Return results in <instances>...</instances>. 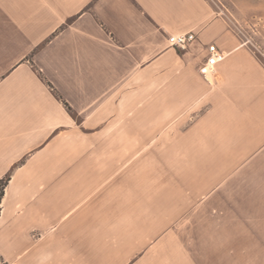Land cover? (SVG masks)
<instances>
[{
    "label": "crops",
    "instance_id": "obj_1",
    "mask_svg": "<svg viewBox=\"0 0 264 264\" xmlns=\"http://www.w3.org/2000/svg\"><path fill=\"white\" fill-rule=\"evenodd\" d=\"M209 44L225 54L212 85ZM154 88L204 108L182 132H231L264 160V66L209 0H0V264H197L138 232L120 122Z\"/></svg>",
    "mask_w": 264,
    "mask_h": 264
},
{
    "label": "rangeland",
    "instance_id": "obj_2",
    "mask_svg": "<svg viewBox=\"0 0 264 264\" xmlns=\"http://www.w3.org/2000/svg\"><path fill=\"white\" fill-rule=\"evenodd\" d=\"M209 2L264 66V0ZM178 92L169 89L168 104L158 88L138 94L137 120L120 122L122 166H136L138 232L185 241L197 264H264V201L252 199L264 190V160L231 132H182L204 108Z\"/></svg>",
    "mask_w": 264,
    "mask_h": 264
},
{
    "label": "built area",
    "instance_id": "obj_3",
    "mask_svg": "<svg viewBox=\"0 0 264 264\" xmlns=\"http://www.w3.org/2000/svg\"><path fill=\"white\" fill-rule=\"evenodd\" d=\"M195 40L196 35L193 32L168 37L169 45L180 50H186ZM224 59L225 54L215 44H209L207 46V55L199 66L198 72L209 85H212V75L216 65L224 61Z\"/></svg>",
    "mask_w": 264,
    "mask_h": 264
},
{
    "label": "trees",
    "instance_id": "obj_4",
    "mask_svg": "<svg viewBox=\"0 0 264 264\" xmlns=\"http://www.w3.org/2000/svg\"><path fill=\"white\" fill-rule=\"evenodd\" d=\"M9 180H10L9 175L5 176L4 178H2L0 180V203H1L2 197L4 195V190H5Z\"/></svg>",
    "mask_w": 264,
    "mask_h": 264
}]
</instances>
